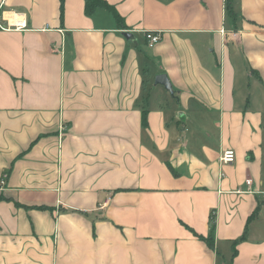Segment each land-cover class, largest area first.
<instances>
[{
  "label": "crops",
  "instance_id": "obj_1",
  "mask_svg": "<svg viewBox=\"0 0 264 264\" xmlns=\"http://www.w3.org/2000/svg\"><path fill=\"white\" fill-rule=\"evenodd\" d=\"M105 1L0 0V264H264V0Z\"/></svg>",
  "mask_w": 264,
  "mask_h": 264
},
{
  "label": "trees",
  "instance_id": "obj_2",
  "mask_svg": "<svg viewBox=\"0 0 264 264\" xmlns=\"http://www.w3.org/2000/svg\"><path fill=\"white\" fill-rule=\"evenodd\" d=\"M59 1H60V6H61L63 0H59ZM225 8H226V15H228L230 17H234L233 16L234 13L232 12L230 5L227 1L225 2ZM96 9H103L108 14H110L112 16V18L114 19L115 24L118 28H121V29L126 28V26L124 25L123 19L119 16V14L115 10V8L112 5L108 4L105 0H84V12H85V14L90 15ZM0 200H8V198H4V197L0 196ZM39 208L46 209L48 207L40 206ZM214 225H215V217H214V214L212 213V214H210V234L206 238H202L201 236H198L199 238L204 240L209 246L213 245L212 233L214 230ZM242 239H244V235L232 243V252H231L232 256L236 253V248H235L236 243H238Z\"/></svg>",
  "mask_w": 264,
  "mask_h": 264
},
{
  "label": "built area",
  "instance_id": "obj_3",
  "mask_svg": "<svg viewBox=\"0 0 264 264\" xmlns=\"http://www.w3.org/2000/svg\"><path fill=\"white\" fill-rule=\"evenodd\" d=\"M16 26L18 27V23L16 24ZM0 28H3L2 25H0ZM222 33L223 30H222ZM144 38L146 40V46L149 48H152L159 40H160V33L159 32H149L146 31L144 32ZM221 163H232L235 160V152L233 149H224L219 157ZM4 177L0 180V185H2L4 183ZM245 183L247 185H249L251 183V179L247 178L245 180Z\"/></svg>",
  "mask_w": 264,
  "mask_h": 264
},
{
  "label": "water",
  "instance_id": "obj_4",
  "mask_svg": "<svg viewBox=\"0 0 264 264\" xmlns=\"http://www.w3.org/2000/svg\"><path fill=\"white\" fill-rule=\"evenodd\" d=\"M123 35L126 37H130L131 34L129 32H123ZM154 84L162 85L167 91H169L172 94L171 83L165 74L156 75L154 78Z\"/></svg>",
  "mask_w": 264,
  "mask_h": 264
}]
</instances>
